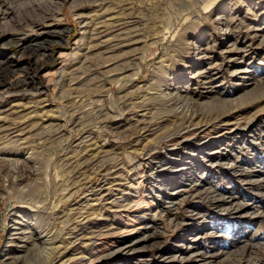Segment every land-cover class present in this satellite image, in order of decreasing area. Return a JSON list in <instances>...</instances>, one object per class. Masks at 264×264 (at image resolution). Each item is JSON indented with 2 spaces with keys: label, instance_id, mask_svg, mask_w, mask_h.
<instances>
[{
  "label": "rangeland",
  "instance_id": "rangeland-1",
  "mask_svg": "<svg viewBox=\"0 0 264 264\" xmlns=\"http://www.w3.org/2000/svg\"><path fill=\"white\" fill-rule=\"evenodd\" d=\"M0 134V264H264V0H0Z\"/></svg>",
  "mask_w": 264,
  "mask_h": 264
},
{
  "label": "bare ground",
  "instance_id": "bare-ground-1",
  "mask_svg": "<svg viewBox=\"0 0 264 264\" xmlns=\"http://www.w3.org/2000/svg\"><path fill=\"white\" fill-rule=\"evenodd\" d=\"M45 2H46V0H45ZM133 24V23H132ZM58 35H61V34H59L58 33ZM94 35V34H93ZM99 35V34H98ZM30 51H31V53L33 52V53H37L38 51H39V49H41V47H40V45L37 43V44H35L34 43V45H31L30 46ZM227 53V52H226ZM135 58V57H134ZM133 61V60H132ZM134 65V64H133ZM130 67H133V66H131L130 65ZM132 69V68H131ZM131 69H129V70H131ZM208 78V77H207ZM210 78V77H209ZM209 80V79H208ZM212 80V79H211ZM206 84H209L210 82H205ZM205 83H203V84H205ZM29 86V85H28ZM182 100V99H181ZM97 103V102H96ZM91 104V103H90ZM126 104V103H125ZM93 105V104H92ZM123 105V104H122ZM134 106V105H133ZM94 107H95V105H94ZM124 107V106H123ZM122 107V108H123ZM130 107V106H129ZM191 107V106H190ZM126 108V107H125ZM124 109V108H123ZM186 110H187V107L185 108ZM192 109V108H191ZM190 110V109H189ZM97 112V111H96ZM186 112V111H185ZM183 113V112H182ZM188 113V112H187ZM105 115V114H104ZM185 116H187V115H185ZM189 120H190V118H189ZM137 124H138V122H136ZM137 129V128H136ZM139 129V128H138ZM143 129V128H142ZM9 130V129H8ZM142 131V130H141ZM6 133V132H5ZM4 133V134H5ZM132 133H134V132H132ZM142 133V132H141ZM135 134H136V132H135ZM1 135V134H0ZM134 135V134H133ZM4 136V135H3ZM4 138H5V136H4ZM88 138V137H87ZM4 140V139H3ZM93 140V139H92ZM85 142H88L89 143V141L87 140V141H85ZM91 142V141H90ZM80 149V148H79ZM87 149V148H86ZM85 152H86V150H85ZM88 152V151H87ZM86 154V153H85ZM79 158H80V156H79ZM81 160V159H80ZM86 163V162H85ZM80 164V163H79ZM68 165V164H67ZM80 166H81V164H80ZM83 166V165H82ZM69 167V166H68ZM87 167V166H86ZM72 168V167H71ZM70 168V169H71ZM76 168V167H75ZM81 168V167H80ZM72 170V169H71ZM73 170H74V168H73ZM78 174V173H77ZM80 175H81V173H80ZM68 180V179H67ZM262 180H264V179H262ZM208 183L206 182V181H203V180H201V179H199V178H197V177H194V178H189V179H185L184 180V182H183V185H184V188L183 189H193L195 192H199V191H205L204 193H206L208 196H211L212 194H214V192H212V191H210V189L208 188V186H207V188H206V186H204V185H207ZM204 186V187H203ZM109 189V188H108ZM180 189H182V188H180ZM185 191V190H184ZM181 190H178V192L176 193V195L175 196H179V195H181ZM183 194V193H182ZM217 195V194H216ZM215 195H212V197H214ZM192 197V196H191ZM170 202V201H169ZM177 203V204H176ZM178 203L179 202H170V209L171 208H174V207H177V205H178ZM175 209H177V208H175ZM166 211L168 210V209H165ZM172 210V209H171ZM71 211V210H70ZM68 213V212H67ZM73 213V212H72ZM96 214V213H95ZM150 227V226H149ZM149 227L147 228V229H149ZM154 231V230H153ZM152 231V232H153ZM63 232V231H62ZM23 234V233H22ZM67 235V234H66ZM154 236H155V233H154V235H153V233L152 234H148L147 236H145L144 238H141L139 241H136L133 245H130V247H128L129 248V250H131V251H136V250H139L141 247H143V246H141V245H139L141 242H142V244L143 245H145L147 242H149V241H151L153 238H154ZM24 236H22V238H23ZM53 241V240H52ZM54 245H56V244H53V243H50V244H47L46 245V243L45 242H41V248L40 249H38V250H36V251H38L39 253H47V255H48V260H49V262L47 263V264H52V263H54V264H56V263H58L60 260H61V258L64 256V252H62L61 251V253H60V246H62V245H59V246H54ZM43 246V247H42ZM48 246V247H47ZM68 246V245H67ZM64 247V246H63ZM66 247H64V249H65ZM64 251V250H63ZM45 256V255H44ZM51 256V257H50ZM20 261L21 260H18V259H16L13 263H10V264H19L20 263Z\"/></svg>",
  "mask_w": 264,
  "mask_h": 264
}]
</instances>
